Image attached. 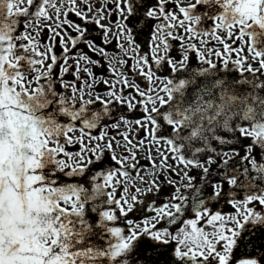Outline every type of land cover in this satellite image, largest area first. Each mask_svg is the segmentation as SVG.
Listing matches in <instances>:
<instances>
[{"label":"snow or ice","instance_id":"1","mask_svg":"<svg viewBox=\"0 0 264 264\" xmlns=\"http://www.w3.org/2000/svg\"><path fill=\"white\" fill-rule=\"evenodd\" d=\"M0 264H264V0H0Z\"/></svg>","mask_w":264,"mask_h":264},{"label":"flooded vegetation","instance_id":"2","mask_svg":"<svg viewBox=\"0 0 264 264\" xmlns=\"http://www.w3.org/2000/svg\"><path fill=\"white\" fill-rule=\"evenodd\" d=\"M227 210V209H226Z\"/></svg>","mask_w":264,"mask_h":264}]
</instances>
